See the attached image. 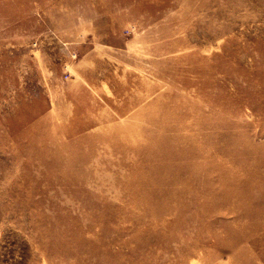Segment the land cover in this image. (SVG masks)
<instances>
[{"label": "rangeland", "instance_id": "374dc122", "mask_svg": "<svg viewBox=\"0 0 264 264\" xmlns=\"http://www.w3.org/2000/svg\"><path fill=\"white\" fill-rule=\"evenodd\" d=\"M0 264H264V0H0Z\"/></svg>", "mask_w": 264, "mask_h": 264}, {"label": "bare ground", "instance_id": "6f19581e", "mask_svg": "<svg viewBox=\"0 0 264 264\" xmlns=\"http://www.w3.org/2000/svg\"><path fill=\"white\" fill-rule=\"evenodd\" d=\"M168 108V107H167ZM162 109H164V107H162ZM170 109V108H169ZM171 110V109H170ZM168 110V111H170ZM165 111V110H164ZM167 111V112H168ZM167 112H165V115L168 114ZM163 113V110H162ZM150 117H154L156 118V115L154 113L151 114V112L149 113ZM169 115H172L169 113ZM162 116V114H161ZM160 116V117H161ZM168 116V115H166ZM164 116V117H166ZM173 117V115L171 116ZM138 118V117H137ZM174 118V117H173ZM140 119V118H139ZM175 119V118H174ZM178 120V119H177ZM175 120V121H177ZM132 121V120H131ZM133 122V121H132ZM156 126H158L159 130L158 131H154L153 136L151 138V140H148L147 142L144 141V143L140 144V147H137L141 152L145 153V154H149V153H153L155 155L154 158V163H153V179L149 180L148 183H162L164 182V180H166L167 176H168V171L170 170V168L175 166V162L176 160H179L178 163L183 159L182 157L185 155L184 154V150L179 151L178 146L180 144H182L185 139L178 137L176 135H170L168 133H164V131L166 129H168L169 125H170V121L169 119H164V118H160V120H156ZM181 122V120H180ZM176 123V122H175ZM180 124V123H179ZM133 125V124H132ZM136 126V125H135ZM134 126V127H135ZM181 126V125H180ZM183 126V125H182ZM133 128V126L131 127ZM133 130V129H132ZM134 131V130H133ZM186 132V131H185ZM135 133V132H133ZM139 133V132H138ZM132 134V133H131ZM140 134V133H139ZM142 135V134H141ZM134 136V135H133ZM137 136V135H136ZM56 137V136H55ZM130 137V136H129ZM241 137V136H240ZM126 138V136H125ZM132 138V137H131ZM137 138V137H136ZM135 138V139H136ZM245 139V138H244ZM59 140V139H58ZM126 140V139H125ZM133 140V139H132ZM137 140V139H136ZM139 140V138H138ZM142 140V138H141ZM140 140V142H141ZM128 141V140H127ZM44 142V141H43ZM137 143V142H136ZM132 144V143H131ZM135 145V144H134ZM128 150V149H127ZM200 151V150H199ZM183 152V153H182ZM92 157V156H91ZM93 160V159H92ZM140 161V160H139ZM136 163H138L136 161ZM140 163V162H139ZM177 163V164H178ZM134 165V163L132 164ZM138 165V164H137ZM135 166V165H134ZM141 166V165H140ZM169 166H171L169 168ZM137 168V167H134ZM142 168V166H141ZM133 169V168H132ZM138 170V168H137ZM134 171V170H133ZM136 171V170H135ZM173 171V170H172ZM139 176V175H138ZM141 178V177H140ZM178 179V178H177ZM142 180V179H141ZM136 181V180H135ZM143 181V180H142ZM137 182V181H136ZM134 184V186H136L137 184ZM134 183V182H133ZM138 183V182H137ZM141 185V183H139ZM138 186V185H137ZM140 186H138L139 189ZM143 187V186H141ZM155 187V186H154ZM135 188V187H134ZM137 188V187H136ZM135 188V189H136ZM146 188V187H145ZM150 189V188H149ZM142 190V189H141ZM139 190V191H141ZM137 193L138 190L136 189ZM151 191V190H150ZM161 191V190H159ZM144 192V191H143ZM133 193H135L133 191ZM141 193V192H140ZM142 194V193H141ZM148 194V193H147ZM161 194V192H160ZM159 194V195H160ZM136 195V194H135ZM137 196V195H136ZM143 196V194H142ZM147 198V197H146ZM136 199V198H135ZM140 199V196L139 198ZM132 202H134L133 198L131 199ZM141 200V199H140ZM147 200V199H146ZM146 202V201H145ZM135 203V202H134ZM147 204V203H146ZM256 209V208H255ZM258 214V213H257Z\"/></svg>", "mask_w": 264, "mask_h": 264}]
</instances>
